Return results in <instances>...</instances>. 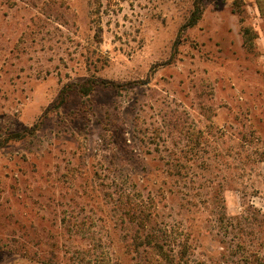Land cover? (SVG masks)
<instances>
[{
	"label": "rangeland",
	"instance_id": "1",
	"mask_svg": "<svg viewBox=\"0 0 264 264\" xmlns=\"http://www.w3.org/2000/svg\"><path fill=\"white\" fill-rule=\"evenodd\" d=\"M195 2L0 0V264H264V0Z\"/></svg>",
	"mask_w": 264,
	"mask_h": 264
},
{
	"label": "trees",
	"instance_id": "2",
	"mask_svg": "<svg viewBox=\"0 0 264 264\" xmlns=\"http://www.w3.org/2000/svg\"><path fill=\"white\" fill-rule=\"evenodd\" d=\"M203 1L204 0H196L195 9L190 19L186 23L185 28H192L198 24L199 20L203 16ZM100 84H103L104 86L110 85L109 83H105V82ZM96 85H98V83H96ZM96 85L94 84L91 86H79L78 92L84 96H88L95 90ZM63 96L65 97V94H63ZM172 126L174 127V129L179 128L180 126L179 121L177 119H174V121H172ZM24 138H25L24 133H13L6 139V142L22 141L24 140ZM136 208H139L140 210ZM131 218L134 220L133 222H135L138 225V228H140L141 226L144 227L145 225L149 224L150 220L152 219V212L150 210H146L145 208L133 206V213L131 214ZM50 264H54V263H50Z\"/></svg>",
	"mask_w": 264,
	"mask_h": 264
}]
</instances>
